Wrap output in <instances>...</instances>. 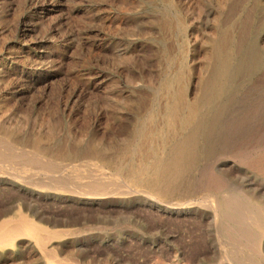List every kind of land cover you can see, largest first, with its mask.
<instances>
[{"label":"bare ground","instance_id":"1","mask_svg":"<svg viewBox=\"0 0 264 264\" xmlns=\"http://www.w3.org/2000/svg\"><path fill=\"white\" fill-rule=\"evenodd\" d=\"M133 7L135 26L140 12L156 13L175 48L148 32L107 38L112 60L87 57L78 80L89 95L82 119L59 105L40 123L47 133L28 140L4 125L5 76L18 82L23 69L0 49V184L17 188L18 207L0 225V257L264 264V0ZM138 41L159 47L146 76L134 74Z\"/></svg>","mask_w":264,"mask_h":264},{"label":"rangeland","instance_id":"2","mask_svg":"<svg viewBox=\"0 0 264 264\" xmlns=\"http://www.w3.org/2000/svg\"><path fill=\"white\" fill-rule=\"evenodd\" d=\"M139 1L143 2L5 0V24L0 49L8 57L18 56L23 76L18 82L10 73L5 76L2 85L5 96L4 125L24 135L27 140L38 130L46 134V127L40 128V123L50 118L59 105L65 109L66 117L80 121L89 96L78 82L81 74L87 72L84 61L89 57V62L98 60L101 65H107L113 58L107 46L109 37L121 42L148 32L154 37H165L167 47L174 49L175 35L160 27L156 13L148 10L137 14V26L128 18L129 13L132 16L135 12L133 5L136 6ZM156 1L163 4V0ZM92 43H96V48L90 52ZM137 48L139 52L134 60V74L138 76L142 72L146 76L149 69L156 66L159 47L157 44L144 47L138 41ZM35 69H40V77H28L27 71ZM51 73L52 76L48 75ZM28 144L26 142V147H29ZM1 175L9 176L7 173ZM16 193L17 188L11 184H0V225L5 220H15L18 213L17 201H14ZM16 262L15 257H10L7 262L0 257V264Z\"/></svg>","mask_w":264,"mask_h":264}]
</instances>
